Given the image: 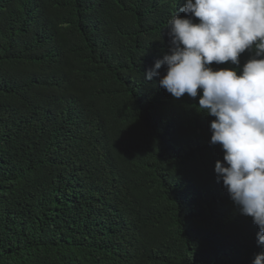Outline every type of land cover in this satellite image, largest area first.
I'll return each instance as SVG.
<instances>
[{"label":"trees","instance_id":"obj_1","mask_svg":"<svg viewBox=\"0 0 264 264\" xmlns=\"http://www.w3.org/2000/svg\"><path fill=\"white\" fill-rule=\"evenodd\" d=\"M185 2L0 0V264H252L264 252L217 182L214 117L143 78Z\"/></svg>","mask_w":264,"mask_h":264},{"label":"clouds","instance_id":"obj_2","mask_svg":"<svg viewBox=\"0 0 264 264\" xmlns=\"http://www.w3.org/2000/svg\"><path fill=\"white\" fill-rule=\"evenodd\" d=\"M178 11L188 18L176 9L166 27L168 54L143 78L160 77L159 87L174 99L199 97L196 111L214 117L209 143L223 152L214 165L217 182L251 218L264 247V0H186ZM252 264H264V252Z\"/></svg>","mask_w":264,"mask_h":264}]
</instances>
